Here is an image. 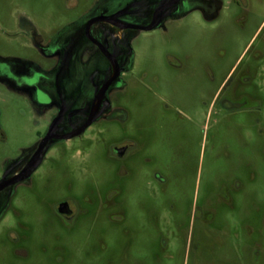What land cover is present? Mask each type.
Listing matches in <instances>:
<instances>
[{
    "label": "rangeland",
    "instance_id": "1",
    "mask_svg": "<svg viewBox=\"0 0 264 264\" xmlns=\"http://www.w3.org/2000/svg\"><path fill=\"white\" fill-rule=\"evenodd\" d=\"M165 1L0 0V63L39 74L20 62L31 50L15 32L28 22L51 34L69 26L76 57L65 83L79 87L64 98L69 108L89 106L90 72L110 65L87 22L130 6L124 21L146 26ZM105 27L93 26V37L127 62L134 56L116 90L119 118L101 120L84 168L75 149L61 169L43 163L32 187L1 193L0 204L14 193L21 215L10 209L0 221V264H264V0H179L154 28L126 29L120 41ZM5 98L0 179L39 139L26 106ZM128 141L136 147L127 158L111 155ZM92 190L104 199L79 207L95 222L66 227L57 199Z\"/></svg>",
    "mask_w": 264,
    "mask_h": 264
},
{
    "label": "flooded vegetation",
    "instance_id": "2",
    "mask_svg": "<svg viewBox=\"0 0 264 264\" xmlns=\"http://www.w3.org/2000/svg\"><path fill=\"white\" fill-rule=\"evenodd\" d=\"M167 1L169 0L165 2ZM129 11L130 6L127 8H120L111 15L99 16L111 17L115 22L122 24H132L123 19ZM93 18L87 22L85 35L104 54L109 62L110 69L101 75H97L94 70L90 72L88 79L94 93L89 106L69 108L64 98L63 92L68 90V88L71 86L74 88L79 87L78 85L70 86L65 83V80L68 79V77H66V70L70 68L73 62L72 57H76L73 53L74 44L70 41H65V35L70 31V27H61L51 34L52 31L48 32L46 29H39L34 23L28 22V26H24L15 32V35L22 36V43L27 45L31 50V57H23L20 62L23 64H31L34 66L35 71L36 68L39 70V74L35 72L29 75L18 71L13 67L12 63H0V95L4 94V96H6L4 99L5 102L8 101L7 99H12L18 106L20 104L26 106L29 115L35 120L34 124L37 129L36 135L39 139L32 145L27 158L17 164L12 173L1 176L0 185L12 182V180L15 181L0 189V196L3 191L17 183L29 182V186L32 187L31 181L28 180L31 179L38 169L43 167V163H45V165L47 164L45 168L52 169L57 167L61 169L58 166L60 162L59 159L61 157H75L72 153L75 149L79 154L78 156L81 155L82 159L80 166L84 168L86 166L84 164L87 162L86 160L89 156V152L86 150L87 147L90 148L94 144L93 142L96 138L102 133L101 120L110 122L119 118L118 111L120 108L115 107L117 99L116 90L124 88L127 85L126 80L119 79L126 70L133 69L134 56L130 54V62H127L124 58L126 53L119 51L113 54L108 47L93 37L92 28L98 22L107 23L110 28L105 27V30L108 31L113 38L120 41L124 39V31L129 29V27H121L107 20H99L90 23ZM113 27L117 28V30L112 31L111 29ZM104 50H106L107 53ZM78 61L83 63L80 59H78L77 62ZM53 67H55L54 69L57 71L55 76L52 75ZM73 78L78 81L79 75H73ZM230 80L226 83V86H228ZM5 111L6 108L0 102V141L6 140V133L3 125ZM92 111L94 117L93 120H89ZM56 120L59 121L56 123ZM88 122L90 123L83 128ZM50 130H52L53 134L57 137L48 140L43 148L39 149L41 142L49 134ZM71 134L75 135L68 138L58 137ZM79 147L83 149L79 150ZM135 147V143L131 141L118 145L114 144L110 153L113 157L124 159L131 154ZM62 172L67 176V174H69V168L65 167ZM12 195H14V193H12ZM109 195H111V192ZM11 196H9L7 203L0 204V221L8 215L10 209L13 210L15 215H21V211L18 210L11 201V199L13 200ZM103 199V196L95 195L93 190L91 193H83L80 196L69 195L64 198H59L55 202L56 215L66 227H73L78 221L85 218L95 222L96 213H88V208L80 209L79 204L84 202L87 205H95ZM20 225L22 224L20 223Z\"/></svg>",
    "mask_w": 264,
    "mask_h": 264
},
{
    "label": "water",
    "instance_id": "3",
    "mask_svg": "<svg viewBox=\"0 0 264 264\" xmlns=\"http://www.w3.org/2000/svg\"><path fill=\"white\" fill-rule=\"evenodd\" d=\"M178 1H179V0H169V1H167V2H164V3H163V4H162V5L156 10L152 22H151L149 25H147V26H142V25H139V24H127V23H126V24H122V23H118V22H115V21L113 20V18L108 17V16H97V17L93 18V19L90 21V23H92V22H94V21H99V20H107V21H110V22H112V23H116L117 25H119V26H121V27H129V28L131 27V28L147 29V30H148V29H152V28H154V26L157 24V22H158V16H159V14H160L161 12H163L164 10H166L167 8H169L170 6L176 4ZM104 51L107 53L106 50H104ZM60 116H61V114H60ZM60 116H59V117H60ZM93 117H94V114H93V111H92L89 120H93ZM58 121H59V120H56L55 122L57 123ZM89 123H90V122H88L86 125H84L83 128L86 127ZM83 128H82V129H83ZM73 135H75V134L66 135V136H58V137H66V138H68V137H71V136H73ZM54 137H57V136H55V134H53V131L50 130L49 134H48V135L43 139V141L41 142V145H40V148H39V149H42L43 146L45 145V143H46L48 140H50V139H52V138H54ZM14 181H15V180H12V182H14ZM12 182H7V183H5V184L0 185V189H2L4 186H6V185H8L9 183H12Z\"/></svg>",
    "mask_w": 264,
    "mask_h": 264
}]
</instances>
